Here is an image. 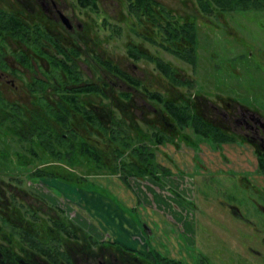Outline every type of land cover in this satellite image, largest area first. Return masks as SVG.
I'll list each match as a JSON object with an SVG mask.
<instances>
[{"label": "rangeland", "instance_id": "obj_1", "mask_svg": "<svg viewBox=\"0 0 264 264\" xmlns=\"http://www.w3.org/2000/svg\"><path fill=\"white\" fill-rule=\"evenodd\" d=\"M159 1L171 8L182 21L196 22V69L138 37L135 32L141 30L136 27L132 30V19L128 17L124 0H98V13L83 11L76 5L75 0H68L64 7H67L69 17L78 26L72 39H77L80 47L97 50L123 66L128 65L134 75L143 79L146 84L153 81L152 87L159 88L166 87L171 82L160 76L154 64L143 60L130 61L127 53L129 43L137 44L144 51L171 63L180 77L196 80V91L191 94L203 98L200 101L202 107L207 106L208 102L221 106L226 102L239 101L243 106L251 107L264 116V12H235L209 18L199 11L193 0ZM104 20L109 25L104 26ZM2 50L7 56H15L14 52L18 48L14 43H9L3 45ZM94 62L85 61L82 69L85 74L90 73L97 78L100 71L94 68ZM29 73L15 75L19 90L25 89L29 83L32 75ZM10 89V86L6 87V99L21 102L28 100L23 92ZM187 91L186 87H179L178 90L184 96ZM178 92L176 91L177 94ZM187 132L195 138L192 130ZM15 145L22 152V145ZM198 152L196 156L200 158L199 166L193 157L195 152L189 146L180 144L177 147L167 145L159 148V164L174 171V175L168 178L163 176L164 184L152 179L131 178L129 185L132 190L128 192L135 193L140 201L137 202L136 210H132L127 202H121L114 193L106 189L100 181L103 177H89L87 181L74 180L69 185L62 184L63 181L57 179L34 180L31 174L36 169L53 163L45 153L42 154L45 155L44 159L30 168L21 167L14 157L7 164H0V181L3 182L0 190L6 199L17 196L41 213H53V208L62 206L68 216L72 214L74 218H80L87 225L96 227L83 213H76L72 209L76 208L73 206L76 205L73 199L79 196L76 191L82 195L83 191L90 190L112 201L138 226L142 224V220L151 224L154 232L151 244L170 257L180 258L187 264H194L195 257L198 256L205 257L214 264H264V214L255 205L256 202L264 206V201L252 189L241 188L232 174L218 171L226 169L240 173L252 172L249 176L256 174L254 171L257 160L253 151L247 146L239 145H227L217 151L207 143H201ZM204 166L208 167L206 171ZM60 168L74 173L75 178L83 174L81 168L69 171L66 163L60 164ZM103 179L115 185L124 184L118 176H106ZM253 180L258 181L256 178ZM171 190L191 198V201L180 204L177 196L171 194ZM122 191L123 194L126 192L123 187ZM231 206L239 207L256 224V229L232 217L228 211ZM106 235L101 233L99 237L105 239ZM133 238L138 239V242L140 239L142 245L144 244V239L138 238V235ZM187 248L191 254L186 251ZM250 248L256 249L258 254L251 255Z\"/></svg>", "mask_w": 264, "mask_h": 264}, {"label": "trees", "instance_id": "obj_2", "mask_svg": "<svg viewBox=\"0 0 264 264\" xmlns=\"http://www.w3.org/2000/svg\"><path fill=\"white\" fill-rule=\"evenodd\" d=\"M126 1L129 14L139 23L146 18L152 20L153 30L160 37V41H152L153 45L192 67L196 66L198 44L194 21H182L171 9L156 0ZM194 1L206 17L235 12H264V0ZM77 2L96 10L95 0H77ZM9 22L8 19L4 21L0 19V40L3 36L10 35L12 23ZM12 35L18 38V31ZM2 47L3 44L0 43V54H3ZM129 53L137 62L142 59L152 62L159 74L174 86L187 87L185 98H179L171 92L168 94V90L156 88L149 90L144 86L145 96L143 97L150 101L154 111L148 115L152 119L141 121L134 117L136 116L134 110L127 104L131 95L122 92L120 95L124 102H120L123 104L120 106L121 109L117 107L115 109V106L112 110L108 109L114 114V122L109 129V123L101 119L108 115L107 111L104 113L97 107L98 100L109 99L105 91L108 84L99 85L85 78L76 61L68 57L65 61L56 62L47 75L36 80L34 84L73 86L71 90L60 92L62 96L57 109L47 105L41 111H28L17 105L6 103L0 93V144H2L0 164H7L14 157L21 167L30 168L34 163L36 166L43 160L45 155L42 154L45 153L53 160V164L36 169L31 174L34 180L47 178L65 180L70 183L74 180L87 181L89 177L94 176H119L121 181L128 185V180L131 178L161 180L162 176L171 175L169 169L156 162V149L167 144H174L179 140L192 144L190 137L182 134L189 129L213 144L232 142L228 139H219L216 130L199 111V106L192 99L191 94L195 85L194 81L183 80L171 63L157 56H151L134 47L129 48ZM102 64L119 80L130 83L137 89L143 86L141 81L131 77L112 61H102ZM78 118L85 119V125L89 124L93 129L90 131L91 136L94 135L93 131L96 133L102 131L109 142L118 144V147L112 146L111 151L103 152L88 143L82 134L73 129L74 122ZM79 125L81 126L80 122L77 126ZM35 137L38 141L34 140ZM13 144L22 145L23 148L20 147L22 152H19ZM62 163H66L71 168H81L83 174L78 178L73 177L74 173L60 168ZM260 166V171L264 173V166L261 164ZM2 185L3 182L0 181V188L3 187ZM0 203V229H9L12 236L20 240V243L31 247L33 251L40 245L36 231L39 230L41 223L45 224L42 228L80 229L64 215L63 211L55 209L63 216L60 220L40 217V210L33 209L14 195L6 199L2 190H0ZM7 213L12 215L11 218L7 219L3 216ZM50 222L57 225L49 226ZM48 238L50 239V236L45 237V239ZM46 241L49 245L52 244L51 241ZM46 241L42 240V243L47 245Z\"/></svg>", "mask_w": 264, "mask_h": 264}, {"label": "flooded vegetation", "instance_id": "obj_3", "mask_svg": "<svg viewBox=\"0 0 264 264\" xmlns=\"http://www.w3.org/2000/svg\"><path fill=\"white\" fill-rule=\"evenodd\" d=\"M67 1L68 0H10V2H6L0 0V19H2L3 21L4 19H8L12 23V29H10V35L3 36V38L0 40V43L3 45L14 43L15 45H17L18 48V50L14 52L15 56H7L4 53V51L3 54H0V93L1 96L6 100V103L17 105L32 112L41 111L44 108H46L47 105H50L52 108L57 109L58 106L60 105V97L62 96L60 92L63 90L65 91L71 90L73 86H63V87L59 85L39 86L34 84L36 80H39L40 78H43L45 75H47V73L52 69V67H54L56 62L65 61L68 57H70L71 59L76 61L79 70L81 71V73L84 75L85 78L99 85H103L104 83L108 84V87L105 88V91L109 99L98 100L97 107L99 108L98 110H103L104 113H106L107 111L108 115L106 117H101V119L106 120V122L109 123V129H111L112 124L114 122V114L108 109L111 108L112 110L113 109L112 107L114 106L115 109L116 107L121 109L120 106H123V104H121L120 102L123 100H121L122 97L120 93L122 92L129 93L131 95V99L129 102H127V104L128 106L131 105V109H133L136 114V116H134L136 119L141 121L146 119L149 120L152 119L148 115H150L154 111V107L153 105L150 104V101H147L146 98L143 97L144 95L143 88L145 86L147 89L153 90L154 87H152L151 85L153 81L146 84V82L143 79L136 77L135 76L136 74L134 75V72L129 69L130 67L128 65L123 66L118 61L103 56V54L97 52V50L94 51L92 49L86 50L82 46L80 47L79 45L80 42H78L77 39H72L73 38L72 34H74L77 31L78 26L75 25L73 18L69 17L67 13V7L66 8L64 7ZM124 1L126 3L128 17L132 19V23H133L132 27L131 25L130 27L132 28V30H134L133 28L135 27L141 30L139 32L138 31L135 32L138 35V37L142 38L144 41L150 43L151 45H153L152 44L153 40L160 41V37L157 36L153 30L152 20L146 18L145 20H142L139 23L135 18L131 17V15L128 12L127 1L126 0ZM156 1L164 5L168 9H171L162 2H160L159 0ZM75 2L76 5L83 11L86 12L91 11L94 13L99 12L98 0H95V2L97 3V7L95 8L96 10H92L88 6L81 5L80 3L77 2V0H75ZM3 3H6V5ZM222 15L225 14H218L216 15V17ZM102 22L104 26L109 25L107 23V20H104ZM196 30H197V24H196ZM15 31H18V35H19L18 38L16 37L14 38V35H12ZM84 44L86 45V43ZM197 44H198V36H197ZM133 47L136 49H140L142 51L144 50L141 49L140 46L137 44L134 43L128 44L127 46L128 59L130 61L137 62L136 59L132 58L129 53V48H133ZM158 48L161 49L160 47ZM144 52H146L151 56L153 55L151 53H148L147 51ZM165 52L169 53L167 51ZM67 54H69V56H67ZM88 60L95 61L94 68L100 71L98 72L97 78L96 75L94 76L93 74L91 75L90 73L87 74L84 73L82 66L83 64H85V61ZM106 60L112 61L115 65L119 66L123 71L127 72L131 77L141 81L143 86L137 89L136 86L127 83L121 79L119 80L117 77H114L112 73L107 71L105 66L102 64V61H106ZM142 60L152 63L144 59ZM197 63H198V57H197ZM196 67L197 64L193 68L196 69ZM29 72H31L32 75L30 76L31 78H29V83L26 86L27 88L25 87V89L19 90V86L16 84L17 80L15 75L27 74ZM181 78L183 80H189V79H185V77H181ZM189 81H194L195 85L194 88L192 89V91H194L196 89V80H189ZM7 86H10L12 88L10 90L13 91L15 90L16 92L18 91L23 92L25 95H27L28 100L21 102L14 99H6L4 94L7 93L6 90ZM179 87H185V86H174L171 83L168 84V86L166 87L162 86L156 89L168 90V94L171 92L172 95L184 99L185 98L184 95L178 92ZM176 91L178 92V94L176 93ZM39 98H41V100ZM192 99H194L197 102L199 106V111L203 115L204 119L212 125L213 129L216 130V135L219 137V139H223V140L228 139V140H232V142H224V143L222 142V143L213 144L207 141L206 139H203L202 136L196 135L195 133H193L195 138H192L190 134H188L187 132L188 130H187L185 132H182V134L183 136L187 134L192 140V144L181 142L179 140L174 144H167V145H173L174 147L180 146V144L189 146L195 152V155L193 157L196 158L195 163L198 164V166L200 165L201 162L199 161L200 158H198L196 154L197 153L199 154L198 151L200 149L201 143L202 144L207 143L209 146L213 147L214 149L216 148L217 151L222 150L223 147L227 145L247 146L253 151L257 160V168L254 171V173L256 174H251V176H249L248 174L252 172L243 171L240 173L236 171L237 172L236 173L232 170H226V169H219L218 171H223L232 174V176H234L235 178V181L238 183V185H240L241 188L245 190L252 189L255 195H257L260 199L264 201V173L260 171V167H261L260 164L264 166V116L261 113H259L257 110H252L251 107L249 108L243 106L242 104H240L239 101L226 102L223 103L224 105L222 104L221 106L215 103H210L208 101H205L206 103L208 102L207 103L208 105L202 107V105L200 104L201 99H203L202 97L193 95ZM117 114H119V112ZM85 121L86 120L83 118H78L74 122L75 127H73V129H75L76 132L82 134L84 139L88 143L92 144L94 147H97L99 150H102L103 152L111 151L112 146L113 148L118 147V144H111L108 138L106 137V135L102 133V131L100 133H96L95 131H93L92 134L94 135L91 136L90 131L93 129H91L89 124L85 125ZM79 122L81 126L80 125L77 126ZM34 140L38 141L36 137L34 138ZM164 146L157 147L156 149V162L158 164H159L157 160L158 149ZM192 162L194 161L192 160ZM52 164L53 163L49 165ZM204 168H205L204 171H206L208 167L204 166ZM67 169L69 170L73 168L67 166ZM169 170L171 172V175L169 176L174 175V171H172L171 169ZM169 176H164V177L168 178ZM100 177H104V176H100ZM257 177L261 178V180H259ZM118 178L121 181L119 176ZM253 178H256L258 181L254 182L256 180H253ZM162 179L163 178H161V180H154V181L159 184L160 183L164 184V180ZM59 181H63L62 184H66V185L70 184L68 181L65 180H59ZM129 181L130 179L128 180V185H129ZM128 185H126V187ZM128 189L132 190V187L129 185ZM133 194L135 195V193ZM171 194L177 196V199L179 200L180 204L181 203L184 204L187 202L189 203L191 201L190 200L191 198H187L184 195H180L174 190H171ZM137 202L140 203L138 198H137ZM255 205H257L258 207L257 209H259L264 214V206H261L259 203L256 202ZM73 206L79 209L77 210L76 208L72 207V209H75L76 213L78 211L82 213L80 206L78 205H73ZM32 208L36 209L34 206ZM55 209L63 211L64 215L68 217V219L73 224L79 226L80 229L73 228L71 230H65V229H57V228H50V229L42 228V226H45V224L41 223L39 224V230L36 231V234L39 236L38 239L40 240L39 241L40 245L36 246L35 247L36 249L34 251L31 249V247L26 246L22 242L20 243L19 242L20 240L12 236L11 231L9 229H0V264H187V262L181 260L180 258L170 257L169 255L164 254L161 251L157 250L153 246V244H151V240L154 237V232L151 230L152 225L146 223L143 220H142V224L139 226L142 235H138V238L140 237L143 238L144 244L142 245L140 239L138 242L137 241L138 239H134V238L133 239L131 238V244L130 242L128 244H122L120 242L113 240L112 237L109 235H106L105 239L100 238L99 235L101 234V232H95L92 229H89L88 227H86L87 224L86 225L84 224V220L80 218L76 219L73 217L72 214H69L68 216L66 209L62 208V206L53 208L54 210L53 213L52 212L41 213L39 216L44 218H54L55 220H60L63 216L59 214L57 211H55ZM228 211L231 214V216L237 219L238 221L242 222L243 224L249 227L256 229V224L252 222L242 212V210L239 207L231 206L230 208H228ZM82 215H85V217L87 218L90 217L87 214H82ZM3 216H6L8 219L11 218L12 215L7 213L5 215L3 214ZM19 217L22 216L19 215ZM53 225L55 226L57 224H54L52 222L49 223V226H53ZM48 236H50V239L49 238L45 239V237ZM42 240L45 241L49 240L52 242V244L49 245L48 244L49 242L46 241L45 243L47 245H45L42 243ZM141 245L145 247L144 250H143L144 247H142ZM188 250L189 249L187 248L186 251L190 253ZM249 253L253 256L258 254L256 249L254 250L253 248L249 249ZM195 258L196 260L194 264H214L202 256H198Z\"/></svg>", "mask_w": 264, "mask_h": 264}, {"label": "crops", "instance_id": "obj_4", "mask_svg": "<svg viewBox=\"0 0 264 264\" xmlns=\"http://www.w3.org/2000/svg\"><path fill=\"white\" fill-rule=\"evenodd\" d=\"M103 178L100 180L103 182L102 185L114 193L118 200L123 203L127 202L132 210L137 209L136 196L131 191L128 192L129 189L124 184L118 182L120 186L116 182L117 185H115L113 182L111 183ZM122 187L126 190L124 194ZM76 192L79 196L73 199V203L80 206L83 214L90 216L91 219L87 218V220L96 224V227L87 225L86 227L89 229L106 233L113 240L122 244H128L129 242L131 244L133 235H142L139 226L126 216L116 204L106 199L105 196L90 190L83 191L82 195L78 191ZM84 224L86 225L85 221Z\"/></svg>", "mask_w": 264, "mask_h": 264}]
</instances>
